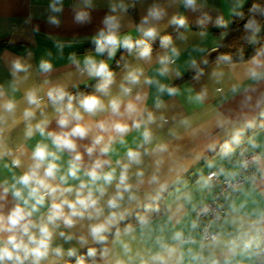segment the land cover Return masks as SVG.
<instances>
[{
    "label": "clouds",
    "instance_id": "9594fccd",
    "mask_svg": "<svg viewBox=\"0 0 264 264\" xmlns=\"http://www.w3.org/2000/svg\"><path fill=\"white\" fill-rule=\"evenodd\" d=\"M244 3L250 55L192 42L228 28L209 0H73L80 27L106 6L92 52L7 54L0 264H264V0Z\"/></svg>",
    "mask_w": 264,
    "mask_h": 264
},
{
    "label": "crops",
    "instance_id": "0c3cea01",
    "mask_svg": "<svg viewBox=\"0 0 264 264\" xmlns=\"http://www.w3.org/2000/svg\"><path fill=\"white\" fill-rule=\"evenodd\" d=\"M247 1L245 0L243 6ZM49 2L50 0H0V82H5L10 78L6 62L7 54L27 56L31 52L33 64L37 63L41 57L50 58L58 72H63L66 70L65 65L70 54L75 53L82 58L85 53L93 51L94 47H92L90 37L100 26L106 6H101L99 10L92 13V24L80 27L72 23L70 5L73 0H65L64 12L61 16L62 25L56 28L47 23ZM235 2L236 0H209L210 6L217 9L229 21L233 16L231 10ZM103 4L106 5V0H103ZM142 14L143 9L139 6L135 10H130V17L135 21H138ZM186 15L189 16L192 27L195 29V17L191 13H186ZM36 28L38 31H34ZM219 29L210 25L206 37H194L192 42L208 49L216 47L224 38L221 36V32L224 31ZM167 31L175 35L173 28ZM153 46L158 48L159 40L155 41ZM190 53L196 55L189 48L182 60L186 59ZM188 73L190 71L186 74ZM190 83H192L190 77L175 81V84L181 87ZM217 102L213 101V103ZM228 106L225 105V108Z\"/></svg>",
    "mask_w": 264,
    "mask_h": 264
},
{
    "label": "trees",
    "instance_id": "16d2710c",
    "mask_svg": "<svg viewBox=\"0 0 264 264\" xmlns=\"http://www.w3.org/2000/svg\"><path fill=\"white\" fill-rule=\"evenodd\" d=\"M261 0H248L246 4L242 7V11L247 14L248 9L251 7L253 3H260ZM241 24L242 21L235 15L231 17L230 23L227 29H219L222 31H226L228 34L224 36V38L219 42V52H231L234 56L237 55L241 50H245L249 55L252 53V48H250L247 42L241 38ZM261 42H264V33H261L259 38ZM94 47V45H92ZM124 53V50L121 49L120 53H118L117 59H119L120 54ZM217 55L216 52H213L210 59H214ZM192 73L186 74L184 78L191 77Z\"/></svg>",
    "mask_w": 264,
    "mask_h": 264
}]
</instances>
